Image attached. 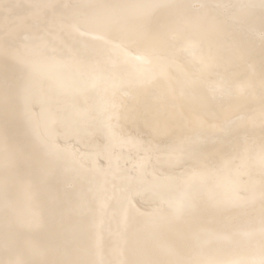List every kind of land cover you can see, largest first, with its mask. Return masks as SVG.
Masks as SVG:
<instances>
[{
	"label": "snow or ice",
	"instance_id": "snow-or-ice-1",
	"mask_svg": "<svg viewBox=\"0 0 264 264\" xmlns=\"http://www.w3.org/2000/svg\"><path fill=\"white\" fill-rule=\"evenodd\" d=\"M0 264H264V0H0Z\"/></svg>",
	"mask_w": 264,
	"mask_h": 264
}]
</instances>
